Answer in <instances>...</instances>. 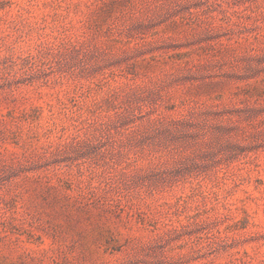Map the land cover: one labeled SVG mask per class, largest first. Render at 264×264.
I'll list each match as a JSON object with an SVG mask.
<instances>
[{"label":"rangeland","instance_id":"1","mask_svg":"<svg viewBox=\"0 0 264 264\" xmlns=\"http://www.w3.org/2000/svg\"><path fill=\"white\" fill-rule=\"evenodd\" d=\"M0 264H264V0H0Z\"/></svg>","mask_w":264,"mask_h":264}]
</instances>
